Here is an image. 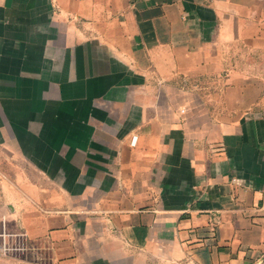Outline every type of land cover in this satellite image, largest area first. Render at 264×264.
<instances>
[{
	"label": "crops",
	"instance_id": "crops-1",
	"mask_svg": "<svg viewBox=\"0 0 264 264\" xmlns=\"http://www.w3.org/2000/svg\"><path fill=\"white\" fill-rule=\"evenodd\" d=\"M4 232L0 264H264V0H0Z\"/></svg>",
	"mask_w": 264,
	"mask_h": 264
},
{
	"label": "built area",
	"instance_id": "built-area-1",
	"mask_svg": "<svg viewBox=\"0 0 264 264\" xmlns=\"http://www.w3.org/2000/svg\"><path fill=\"white\" fill-rule=\"evenodd\" d=\"M137 136H134L132 143H136ZM24 236V233H2L3 242L0 243V253L4 255L13 254L16 252L25 251L28 247L27 242L21 240V237ZM14 238L16 240H11Z\"/></svg>",
	"mask_w": 264,
	"mask_h": 264
}]
</instances>
